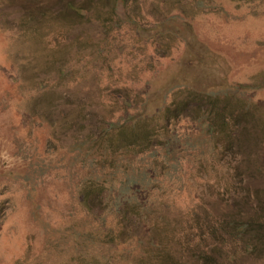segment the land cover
I'll return each mask as SVG.
<instances>
[{
  "label": "rangeland",
  "instance_id": "1",
  "mask_svg": "<svg viewBox=\"0 0 264 264\" xmlns=\"http://www.w3.org/2000/svg\"><path fill=\"white\" fill-rule=\"evenodd\" d=\"M242 86L260 127L264 0H0V264H152L143 256L151 237H167L169 249L194 245L193 210L217 213L264 185L255 156L264 149L224 151L198 130L207 103L193 100L189 117L160 136L156 161L134 157V142L110 160L99 140L111 122L157 117L179 89L224 95ZM143 170L150 189L124 190L147 181ZM122 202L130 207L119 224Z\"/></svg>",
  "mask_w": 264,
  "mask_h": 264
},
{
  "label": "trees",
  "instance_id": "2",
  "mask_svg": "<svg viewBox=\"0 0 264 264\" xmlns=\"http://www.w3.org/2000/svg\"><path fill=\"white\" fill-rule=\"evenodd\" d=\"M97 1L101 5H106L111 1L116 5L126 3V0ZM240 1L248 2L251 0ZM69 6L72 11L78 14L82 13V10L74 7L73 4ZM106 13H100L99 18L103 20ZM245 88L249 87L231 88L230 90L233 92L224 95H214L210 92H200L188 88L185 90L179 89L172 94L173 99L169 105L154 111L157 113V117H150L148 114L146 115L147 118H135L134 122L132 120L118 124L111 122L109 127L105 128L99 141L102 145L107 142L109 158L110 153L113 156L128 155L129 147L134 145L135 147L131 148L136 150L134 157H146L149 163L152 159L156 161L159 154L156 152V148H159L158 143L160 142L161 148L166 149V143H162L160 136L163 133L169 135L170 125L178 124L184 117H189L190 110L194 107L192 102L195 101L207 103V106L200 104L197 116L194 119L198 123L200 132H205L211 141L219 140L224 151H228L230 145L237 144L241 149L249 148L248 152L252 154L254 151L250 149V146L252 148L253 144L264 149V125L259 127L254 124V118H251L252 103L240 100L239 91L242 92ZM120 98L125 99H123L124 105H126L125 101H130L129 95ZM234 109L238 110V115L235 114ZM140 120H143V124L142 128H136L135 133L138 135L134 134L130 137L125 135L128 125ZM107 130L109 132H106ZM128 142L134 143L129 145ZM231 151L236 153L234 147L231 148ZM163 153H165L163 156L168 158L169 153L161 152V154ZM255 156L257 162L260 160L263 162V165L258 167V171H264V157ZM243 157H245L244 154ZM141 168L143 169V167ZM170 170L172 169H168L169 174ZM165 171L167 170L165 169ZM143 173L146 182H129L127 187L125 189L123 187V189L128 193L136 185L144 190L150 189L151 177L149 178V174L144 170ZM248 180L251 184L255 183L254 180ZM253 185L249 186V193L242 197L240 201L223 200L217 213H215V210H204V212L199 208L193 210L191 226H187L186 231L198 232L194 245L183 242L178 243L174 249H169L171 247L168 248L165 245L167 237L163 236L161 241L151 237L144 247L143 256L148 257L149 262L152 264H243L244 259H251L252 257L264 262V185L260 186L258 184L255 189L252 188ZM98 188L95 187L90 190L86 195V199L93 192L98 191ZM101 193H104L102 194L104 196L107 195L104 188L101 189ZM122 194H125V192H122ZM129 207V205L122 202L119 204V209H115L113 216L120 218L119 224H123L122 217L127 216ZM167 227H169V224ZM228 239L231 240V243H228ZM211 242H214L219 248H216V250L210 249L207 243L210 244ZM187 253H192L191 260L185 258Z\"/></svg>",
  "mask_w": 264,
  "mask_h": 264
}]
</instances>
